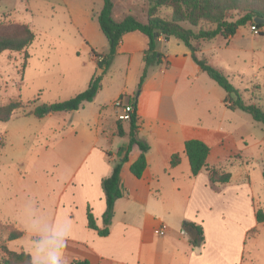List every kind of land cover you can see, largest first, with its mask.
I'll return each instance as SVG.
<instances>
[{
	"label": "crops",
	"instance_id": "0c3cea01",
	"mask_svg": "<svg viewBox=\"0 0 264 264\" xmlns=\"http://www.w3.org/2000/svg\"><path fill=\"white\" fill-rule=\"evenodd\" d=\"M147 48L148 39L139 32L123 37L106 74L102 75L100 91L92 102L84 103L74 113L86 112L88 106L94 111L83 119L79 117L78 124H71L66 132L63 128L60 135L52 139L59 146V151L56 155H47L44 163L48 166L51 162L50 167L53 168L55 164L52 162H61L62 171H55L56 177L64 172L63 189L55 192L52 185L47 189H32L36 208L39 191L47 202L45 210L41 207L40 216L37 212L32 214L35 218H41L49 226L59 220L71 222V237L66 249L75 254L66 264L77 260H88L90 264H209L204 258L205 255L210 258L212 254L208 249V254H205L207 241L205 228L198 221L201 208L198 206L205 205L210 221L213 219L222 225L232 221L237 230L235 235L241 241L264 223L256 222L250 189H228L229 183L217 185L223 189H196L201 176L208 179V172L204 169L196 177L191 176L184 143L197 139L204 142L211 152L212 144L222 143L229 135L222 127L207 123L213 118L211 110L214 117H225V109L218 105H224L225 95L217 84L205 79L206 74L192 60L190 50L180 40L160 37L156 51L161 55V64L148 69L137 96L138 138L149 145L146 169L141 179L130 173V165L140 154L138 147L134 146L127 162L122 165L120 183L123 197L114 204L113 223L108 236L99 237L87 227V208L96 225L103 227L102 216L106 206L102 180L110 175L114 164L123 157L129 141L126 123H123V137L113 134L117 114L113 104L120 96H134L144 69L143 57ZM101 53L107 55L108 51ZM119 58H124L125 63H115ZM115 66L118 69L124 67V84L109 101L100 102L98 98L103 84L110 81L108 75ZM101 74L102 70L94 75ZM129 81H132V87ZM52 114L55 113L46 117ZM109 121L112 128L106 132ZM116 140L120 142L114 148ZM175 154L179 155L180 163L171 167L170 158ZM210 160L211 154L207 159L208 169L227 173ZM6 163L13 165L14 169L19 167L15 158L1 161V164ZM209 185L212 186L210 182ZM205 192H208L207 196H203ZM247 217L249 224L244 222ZM184 224L202 228L205 241L201 246L190 244L193 231L189 226L185 228ZM14 226L22 232L20 224ZM162 226L165 230L163 235H159L157 231ZM10 242L13 241L6 245ZM225 260L223 258V262ZM241 260L242 255L237 252L233 264H240ZM225 264H230L229 260Z\"/></svg>",
	"mask_w": 264,
	"mask_h": 264
},
{
	"label": "rangeland",
	"instance_id": "374dc122",
	"mask_svg": "<svg viewBox=\"0 0 264 264\" xmlns=\"http://www.w3.org/2000/svg\"><path fill=\"white\" fill-rule=\"evenodd\" d=\"M113 2L116 20L130 14L145 22L146 0ZM101 8L102 0H0V28L11 30L13 26L26 25L35 35L32 44L24 51L0 54V106L11 101H20L22 104V108L15 112L9 122L0 123V135L3 138L0 147V247L6 246L15 252L24 251L31 259L32 240L36 237L29 226L28 215L37 212L40 216L41 207L45 210L47 204L45 196L39 191L36 208L32 189H47L48 185H52L56 192L63 189L65 183L64 172L56 177L55 169H63L61 162H52L55 164L53 168L50 167L51 162L48 166L44 163L47 155H56L59 151V146L52 139L60 135L63 128L66 132L68 126L78 124L81 120L79 117L83 119L85 115L90 116L94 109L86 106V112L80 111L79 115L64 112L43 119L27 114L40 105L73 98L87 88L96 72L103 71L97 66L92 54L93 51L104 56L101 52L108 51L107 42L96 21ZM156 15L168 20L171 11L159 8ZM185 27L189 28L187 25ZM260 30V35L256 36L248 24L228 42L220 37L209 42L203 41L197 57L220 69L246 104L263 107L264 27ZM115 63H125L124 58L115 60ZM124 72V67L118 69L115 66L110 74L107 73L110 81L104 82L98 101L107 102L120 90L124 84ZM204 77L211 81L207 76ZM129 83L132 87V81ZM220 91L227 98L225 91ZM139 92L137 87L134 96ZM127 97L133 96L121 100L127 103ZM218 105L225 109V117H214V111L211 110L213 118L208 119L207 123L222 127L229 135L222 143L211 145L210 161L231 174L228 189H250L254 209H261L264 213V126L255 123L244 112L231 111L222 104ZM119 114L121 112L117 111L114 135L117 121L122 125L128 124V121L118 119ZM111 128L109 121L106 132H110ZM118 142L120 140L113 142L112 147L115 148ZM12 158L18 161V168L14 169L8 163L1 164L2 160ZM219 187L210 186L207 177L201 176L196 189H223ZM207 193L203 196H207ZM198 208V221L205 228L207 241L205 254H208L207 249L212 254L210 258L205 255V261L209 264H225L229 260L233 264L238 252L242 255L240 264H264V223L254 230L255 233L253 231L241 241L235 235L237 230L232 221L224 225L213 219L210 221L206 216L205 205ZM244 222L249 224V218ZM16 223L22 227V238L7 246L8 231L3 227L7 225L14 228ZM74 254L65 249L66 262ZM2 259L0 250V264Z\"/></svg>",
	"mask_w": 264,
	"mask_h": 264
},
{
	"label": "trees",
	"instance_id": "16d2710c",
	"mask_svg": "<svg viewBox=\"0 0 264 264\" xmlns=\"http://www.w3.org/2000/svg\"><path fill=\"white\" fill-rule=\"evenodd\" d=\"M146 3L147 16L145 22H142L130 14L120 20H116L113 0H102V8L96 17V21L107 42L108 54L102 56L92 51L97 66L103 69L102 74L94 75L89 81L87 88L73 98L54 104L40 105L27 115L41 119L51 113L78 111L84 103L92 102L101 89L102 75L109 68L123 37L132 32H139L148 39V48L144 52L143 57L144 69L138 84L139 91L146 79L148 68L161 64V55L156 51L158 38L163 37L168 40L173 37L180 40L190 50L191 58L200 70L225 91L227 98L224 100V105L229 110L244 112L255 123L264 126V106L246 104L220 69L197 57L203 41L209 42L220 37L225 42H228L237 34L239 29L248 24L259 29L263 28L264 25H256L253 20L255 18L264 19V0H146ZM159 8H167L171 11V16L168 20L156 15ZM185 25L189 28H186ZM34 38L33 31L26 25L13 26L11 30L0 28V54L6 51H24L32 44ZM137 96L138 94L132 98L127 97L128 101L126 104L131 105L134 112L130 115V120L128 121L129 141L125 153L120 161L114 164L110 175L102 180L106 206L102 216V228L96 225L90 209L87 208V227L95 231L99 237H106L110 232L114 217V204L123 197L120 183L122 165L127 162L128 154L134 146L138 147L140 154L130 165V173L134 178L141 179L146 169V153L149 150V145L138 138ZM123 98L124 96L119 97V99ZM21 108L22 104L20 101H11L6 105L0 106V123L9 122L15 112ZM116 136H124L123 125L120 121L116 122ZM2 145L3 138L0 135V147ZM184 153L188 159L192 177H196L205 169L208 172V179L212 186L224 185L230 182V173H220L215 169L207 168L210 148L204 142L197 139L185 141ZM179 163V155H172L170 166L175 167ZM255 218L258 224L264 222V213L261 209L256 210ZM187 226L193 231L190 244L193 247L200 246L203 242L202 228L195 224H184L185 228ZM4 228L8 231L7 242L22 237V232L13 227L5 225ZM0 250L3 254L1 264H31V256L24 251H11L6 246H1ZM70 264L90 263L88 260H77L72 261Z\"/></svg>",
	"mask_w": 264,
	"mask_h": 264
},
{
	"label": "clouds",
	"instance_id": "9594fccd",
	"mask_svg": "<svg viewBox=\"0 0 264 264\" xmlns=\"http://www.w3.org/2000/svg\"><path fill=\"white\" fill-rule=\"evenodd\" d=\"M29 226L36 234L32 240L31 264H66L65 249L71 237V222L59 220L49 226L41 218L28 215Z\"/></svg>",
	"mask_w": 264,
	"mask_h": 264
},
{
	"label": "built area",
	"instance_id": "2783aa9c",
	"mask_svg": "<svg viewBox=\"0 0 264 264\" xmlns=\"http://www.w3.org/2000/svg\"><path fill=\"white\" fill-rule=\"evenodd\" d=\"M251 31L256 36H259L261 33V30L255 26H251ZM113 105L117 111L121 112V114L118 115L119 120H123V121L130 120V115L134 112V109L131 105L124 103L123 100L121 99H117ZM164 230H165V227L162 226L161 229L157 231V233L159 235H163Z\"/></svg>",
	"mask_w": 264,
	"mask_h": 264
},
{
	"label": "water",
	"instance_id": "95a60500",
	"mask_svg": "<svg viewBox=\"0 0 264 264\" xmlns=\"http://www.w3.org/2000/svg\"><path fill=\"white\" fill-rule=\"evenodd\" d=\"M253 23L256 25H264V19H260V18H255L253 20ZM157 36V35H156Z\"/></svg>",
	"mask_w": 264,
	"mask_h": 264
}]
</instances>
